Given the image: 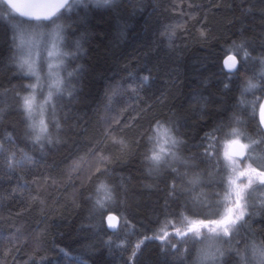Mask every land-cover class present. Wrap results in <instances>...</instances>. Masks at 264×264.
<instances>
[{"label": "trees", "instance_id": "16d2710c", "mask_svg": "<svg viewBox=\"0 0 264 264\" xmlns=\"http://www.w3.org/2000/svg\"><path fill=\"white\" fill-rule=\"evenodd\" d=\"M61 13L77 41L75 74L42 114L40 143L22 107L33 76L18 67L16 31L0 18V264H215L219 236L176 230L227 214L233 173L221 154L235 126L257 130L264 149V90L253 115L239 104L264 59V0H85ZM241 43L249 60L237 54L230 73L224 57ZM157 121L182 141L158 165L149 159L162 140ZM245 203L233 229L239 250L217 264H243L237 253L264 243V196ZM109 213L121 218L115 230Z\"/></svg>", "mask_w": 264, "mask_h": 264}, {"label": "snow or ice", "instance_id": "6c2138e0", "mask_svg": "<svg viewBox=\"0 0 264 264\" xmlns=\"http://www.w3.org/2000/svg\"><path fill=\"white\" fill-rule=\"evenodd\" d=\"M105 3H109L110 0H104ZM70 7L69 0H62L61 3L56 5L53 10L43 17L40 15H37L35 19L40 20L43 18L44 20H52L53 17H56L57 19L59 18L57 16V13L61 8H68ZM55 23V21H53ZM163 35H168V36H174L175 31L172 29H166L165 33ZM201 35L203 36L204 33L202 32ZM14 41L17 39L16 36L13 37ZM63 37L60 36L58 32H53L51 34V42H52V47L56 48L57 47V42L62 41ZM36 45L32 44L31 42H26L22 37L19 39V43L16 45L17 51H18V67L22 70H25V75L27 76H34L36 79L35 83L26 85L27 88L31 89V92L29 95H26L22 97V107L24 109L26 117L29 119L30 124L29 127L32 129L34 132H37V134L34 137V142L35 143H40L42 137L40 133H47V125L45 124L43 118H41L38 123L35 119V116L41 115L48 109L50 108L53 112L55 110V100L58 97H61L64 92V88L66 86L64 78H61L59 76L58 72H53L52 69L55 68H61L64 67L65 71L66 65L64 60H59L57 63H49L48 68V84H47V95H43V90H44V84L42 83V78L39 74V70L36 67V63L34 60L31 58L34 55V48ZM235 51L237 54L243 53V57L247 59L249 57V52L246 50L245 43H241L239 45H235ZM54 54L53 52L49 51L48 56L53 57ZM63 56H71L73 55L72 53H63ZM229 61H232L231 64H229ZM225 66L228 67L230 70L234 69L236 67V59L235 56L230 55L227 60H225ZM261 64V69L260 72L258 73L256 78H249L243 87L241 91V99L239 101V104L241 106L251 104V107L253 110L256 108V101H247L246 100V94L249 92H252L256 89H261L264 90V87H262L261 82L264 81V59L260 60ZM72 71H67V77H72L73 76ZM148 77H144L142 83H147ZM227 87V85H226ZM38 90H39V95L42 97V99L38 102L37 100V95H38ZM71 94V93H69ZM258 99V98H257ZM259 111H260V123L264 124V104L259 105ZM239 123V120L237 119L236 121ZM57 127L59 125L57 124ZM161 130H163L161 132ZM154 132L157 133V136L163 135L164 139V145L171 144L172 148L176 147L179 143H182V141H178L175 137H172L170 135V130L165 128L164 125H162L159 121L156 122V126L154 128ZM229 136H236L238 137L240 135L239 131L235 128L232 129L230 133H228ZM51 139L48 140V143H51ZM235 142V141H233ZM253 143H257V141H253ZM164 145H159V151L153 150L151 156L149 159L155 163V164H160L164 159L165 156L167 155H175L174 152L171 151V148H166ZM43 147V145H41ZM242 148L248 147L247 145H241ZM242 154V153H241ZM260 167L264 168V165H260ZM252 173H255L256 177L259 178V182L261 184H264V171H257V169L252 168L251 169ZM246 173H241L240 175H245ZM253 183V179L251 176H249L248 179V184L245 187H250ZM101 188L104 187L102 184L100 186ZM99 190V189H98ZM235 197L236 199L234 200V208L235 212L233 211V208H228L226 210L227 214L224 215L221 219L218 220H210V221H205V220H192L188 223V226L184 231H181L180 229L176 230V235L180 237H189L190 239L195 240L197 237L202 236L201 229L206 228L209 233L214 234L215 236H230L233 233V229L237 223V221H240L243 219V217L246 214V203H245V193L243 192L242 189H240L239 186H237V190L235 192ZM99 203V201H98ZM114 219V217L109 216V227H115L111 223V221ZM213 225V226H210ZM191 234V235H189ZM167 232L164 233L163 236H158V237H145V239H161L164 240L167 238ZM139 244L136 245L137 248H139ZM173 247H175L173 245ZM250 251V256L249 255H243L241 253H237V255L241 256V260L243 264H264V243L261 244H256L253 242L251 245H246V252ZM135 255V252L133 253ZM221 256H223V253H220ZM210 256V253L205 250L202 252L201 256L199 257L200 261H203L205 259H208Z\"/></svg>", "mask_w": 264, "mask_h": 264}, {"label": "rangeland", "instance_id": "374dc122", "mask_svg": "<svg viewBox=\"0 0 264 264\" xmlns=\"http://www.w3.org/2000/svg\"><path fill=\"white\" fill-rule=\"evenodd\" d=\"M77 1L84 2L85 0H73L72 2L76 3ZM92 1L99 2L100 0H92ZM74 8H76V6H74ZM57 16L59 17L58 19L56 17H54L50 21L28 20V19H25V18L17 15V14L15 15V13H13V10L11 11V8L4 5L2 3V1L0 0V18L9 22L12 25L13 30L16 31L15 32V36L17 37L16 45L19 43V39L21 37L26 42H31L32 44L36 45L34 48V55L31 59L35 61L36 67L38 68L39 74L42 78V83L44 84V90H43L44 96H46V93H47L48 72H49L48 65H49V63L55 64L59 60H64L65 65H66V69H67V71H69L70 68H68V58H70V57L74 58L77 56V55H74V56H63L62 55L65 52L73 53V52H70V48L73 45L77 44V41L75 39L68 38V19L62 13H58ZM53 21H55V23H53ZM53 32H58L60 34V36L63 37L62 41L57 42L56 48L52 47V42H51V34ZM49 51H51L57 55H54L53 57H49L48 56ZM232 52L236 53V51H232ZM240 58L243 59V55H241ZM247 59H245V61H247ZM249 63L251 64L252 62H249ZM252 64H254V63H252ZM256 68H257V66H256ZM247 69H248V67H247ZM52 71L58 72L59 76L61 78H64L65 84L68 85V78H70V77H67V71H65L64 67H61V68H55L54 67L52 69ZM72 72L75 74L74 71H72ZM32 79L33 80L30 84L36 82V79L34 76ZM261 84L263 87L264 81ZM66 90H68V87L66 88ZM260 90L261 89L254 90L251 93V96L248 98L249 99L248 101L251 102V101L255 100L256 105L258 106L259 101H260L259 100L260 99V94H259ZM30 92H31V89H30L29 93ZM29 93H28V95H29ZM41 99H42V97L39 95V90H38V95H37L38 102ZM246 108L251 115L254 114V112H253L254 110L251 107L250 103L247 104ZM49 109H48V111H49ZM48 111L44 112L43 114H45L47 116ZM41 118H43V120L46 124V117H44L43 115H42V117H41V115L35 116L37 123ZM47 126H48V124H47ZM234 128L239 131L240 135L238 137L229 136V138H227L226 140L223 141V150H222L221 156L226 160L225 161L226 166H229L230 169L232 170V173H233L231 175L232 176L231 177V183L233 182V184H232L233 188L231 190L232 196L230 198V200H231L230 201V208H233V211L235 212L236 210L234 208L233 202L236 199L235 192L237 190V186H239L240 189H242L243 192L246 193L248 187H245V186L248 184L249 176L252 177L253 183L255 181H259V178L256 177L255 173L251 172V169L255 168V169H257V171H264V168L260 167V165H264V149L259 148V139L254 137V136L258 135L257 130H255V133H248L239 125L235 126ZM250 128H252V127H250ZM40 135L43 139H46L48 136V132L47 133H40ZM170 135L172 137H175V135L173 133H171V131H170ZM160 137L162 140H160L159 145H164V139L165 138L163 137V135H160ZM227 137H228V134H227ZM235 139H240V140L244 141L246 143V145L248 146V157L245 160H241L240 158L232 157L228 153L229 145ZM253 141H257V143H253ZM164 146L166 148H168L167 145H164ZM158 151H159V147H158ZM170 157L175 158V157H177V154L175 153V155H170ZM242 172L246 173V174L240 175ZM260 186L261 187H258V186L252 187L250 189L251 192L248 194H245V196H252L253 199H255L258 196V193L261 196H264V184H261ZM240 221H242V220H240ZM237 222H239V221H237ZM210 226H213V225H210ZM218 238L219 239H218V242L216 244V252H215V261L216 262L221 261V259L225 255V252H229V251H233V250H236V251L239 250L238 243H239V240H242V239L238 235V231L236 229H235V231L233 230L232 235L227 236V237L219 236ZM216 239H217V237H216ZM220 253H223V256H221ZM216 262H215V264H217Z\"/></svg>", "mask_w": 264, "mask_h": 264}, {"label": "water", "instance_id": "95a60500", "mask_svg": "<svg viewBox=\"0 0 264 264\" xmlns=\"http://www.w3.org/2000/svg\"><path fill=\"white\" fill-rule=\"evenodd\" d=\"M3 1L9 8H11L19 16L25 19H28V20H37L35 19L37 15H40L41 17H43L47 13L51 12L56 5L62 2V0H3ZM72 1L73 0H69V4ZM64 9L66 8H61L58 13H60ZM40 20H44V19L41 18ZM46 21H49V20H46ZM230 55L235 56V59H236V67L231 70L228 67H226L224 63L225 60H227ZM231 63L232 61H229V64ZM223 65L226 71L230 73H234L239 69L240 58L236 53H233V52L228 53L224 57ZM262 104H264V100ZM259 117H260V111H259ZM262 127L264 130V124H262ZM233 141L230 143L229 148H228L229 155L232 157L240 158L241 160H245L248 156V147L242 148L241 145H246V143L240 139H235ZM109 216L114 217L111 223L115 225V227H112V228L109 227V220H108ZM120 224H121V218L118 214L109 213L107 215V225L110 229L115 230L120 226Z\"/></svg>", "mask_w": 264, "mask_h": 264}]
</instances>
